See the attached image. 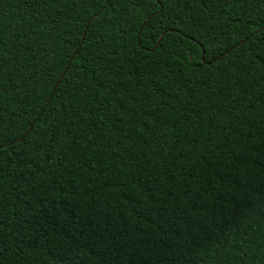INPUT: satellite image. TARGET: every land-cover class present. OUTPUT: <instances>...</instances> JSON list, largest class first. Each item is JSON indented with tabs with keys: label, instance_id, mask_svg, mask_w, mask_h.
I'll return each mask as SVG.
<instances>
[{
	"label": "trees",
	"instance_id": "obj_1",
	"mask_svg": "<svg viewBox=\"0 0 264 264\" xmlns=\"http://www.w3.org/2000/svg\"><path fill=\"white\" fill-rule=\"evenodd\" d=\"M0 264H264V0H0Z\"/></svg>",
	"mask_w": 264,
	"mask_h": 264
},
{
	"label": "water",
	"instance_id": "obj_2",
	"mask_svg": "<svg viewBox=\"0 0 264 264\" xmlns=\"http://www.w3.org/2000/svg\"><path fill=\"white\" fill-rule=\"evenodd\" d=\"M107 1H108V0H107ZM97 15H98V14H97ZM97 15H95V16L92 18V20H93ZM92 20L89 21V23H88L87 26H86V29L88 28V26H89V24H90V22H91ZM259 31H260V30H259ZM164 35H165V33L160 37V39H159V41H158V43H157L156 46H158V45L161 43V41H162ZM85 36H86V33H84V36H83V39H82V41H81V44H80L79 48H81V46H82V44H83V42H84ZM190 58L192 59V56H191ZM72 59H73V58H72ZM203 61H205L204 58H203ZM68 68H69V65H68L67 69H68ZM64 74H65V73H64ZM64 74L62 75V77L64 76ZM62 77H61V78H62ZM58 84H59V82H58ZM58 84H57V85H58ZM55 89H56V87H55ZM55 89H54V91H55ZM31 128H32V127H31ZM31 128H30V129H31Z\"/></svg>",
	"mask_w": 264,
	"mask_h": 264
}]
</instances>
